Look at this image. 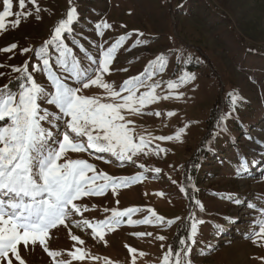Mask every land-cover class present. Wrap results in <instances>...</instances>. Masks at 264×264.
<instances>
[{
	"label": "rangeland",
	"instance_id": "374dc122",
	"mask_svg": "<svg viewBox=\"0 0 264 264\" xmlns=\"http://www.w3.org/2000/svg\"><path fill=\"white\" fill-rule=\"evenodd\" d=\"M70 7L77 9V20L63 42L82 68L90 67L89 79L95 78L102 52L124 37L102 80L124 96V82L141 77L144 84L137 95L158 85L154 94L159 99L140 113L121 110L125 122L130 121L134 142L139 144L140 137L147 141L131 160L87 148L65 153L64 159L92 164L95 174L130 182L115 193L109 187L103 195L74 201L81 212L68 216L67 227L50 230L47 246L61 253L56 260L133 264L135 257V264H162L172 249L187 252V256L182 252V264H264V241L253 242V232L264 218V0H35V4L25 0L23 8L19 0H11L14 15L5 19L6 26L0 30V90L17 95L30 76L54 92L37 57L45 48L51 71L70 86L81 87V95L122 102L119 97L113 101L99 86L83 89L71 77L70 66L66 72L56 63V45L47 42ZM103 23L110 27L103 28ZM12 45L16 47L3 51ZM170 81L177 87L170 89ZM230 93L239 98L234 106ZM39 103L41 113L45 109L58 113L43 98ZM41 124L52 133L49 147L58 149L66 129L64 118L58 121L59 127L48 121ZM83 142L86 145V137ZM242 159L247 171L239 167ZM137 176L138 181L131 180ZM129 208L138 209L132 220L150 217L152 209L164 222L152 217V223L129 225L125 216L119 226L105 231L103 240L94 237L91 228L76 226L83 220L96 224L110 218L113 209ZM169 220L174 223L168 225ZM194 222L197 233L190 240ZM72 235L83 244L72 240ZM161 236L163 240L158 239ZM77 248L87 254L84 259L69 255ZM18 250L26 264H53L39 243L27 248L21 244ZM170 261L174 264L175 256Z\"/></svg>",
	"mask_w": 264,
	"mask_h": 264
},
{
	"label": "snow or ice",
	"instance_id": "6c2138e0",
	"mask_svg": "<svg viewBox=\"0 0 264 264\" xmlns=\"http://www.w3.org/2000/svg\"><path fill=\"white\" fill-rule=\"evenodd\" d=\"M31 2L35 4V0ZM19 6L23 8L25 0H19ZM13 15L11 0H3V11H0V30L6 26L5 19ZM76 20L77 9L70 7L66 18L61 19L55 27L52 40L47 42L56 45L59 54L56 63L66 72L69 71L70 66L71 77L82 84L83 89L96 85L103 88L113 101L119 97L122 102H102L99 97L81 95V87L70 86L51 71L49 52L45 48L38 52L37 57L48 74L54 92L46 91L30 76L28 84L17 95L0 90V121L6 122L0 125V262H6V264H13V257L19 264H26L20 256L18 246L22 244L27 248L37 243L53 258V264H69L67 261L56 260V257L61 255L60 252L49 250L47 240L50 238V230L58 225L67 227L68 216L71 213L81 212V208L74 201L82 196L103 195L109 187L115 193L117 188L127 186L130 182L128 178L117 179L104 173L95 174L94 166L83 159H64L67 151L82 152L87 148L94 149L96 152H110L120 160H131L147 145L143 137L139 138V144L134 142L133 130L128 127L130 121L125 122L121 110L127 109L131 113H140L147 104L159 99L154 94V89L158 85L149 86L148 92L137 95L144 81L141 77H132L122 85V91L127 92V95L121 96V92L115 91L111 84L102 80V73L108 71V65L112 63L116 48L124 37H120L107 51L102 52V58L95 70V78L89 79L90 67L82 68L71 49L63 42L64 34L72 33ZM19 23L18 19L14 21L16 26ZM100 27L101 25H97V29ZM102 27L110 26L103 23ZM15 47L16 45H12L3 51H10ZM157 60L163 66L162 57H158ZM16 70L20 71V69ZM168 87L171 89L177 85L170 81ZM229 97L234 106L239 98L232 93ZM41 98L47 104L54 106L58 113L49 112L47 109L41 113L39 103ZM148 114L159 115V113ZM168 115L171 116L174 113L169 112ZM61 118H64L66 129L62 140L58 141V149H53L49 147L52 133L46 130L41 122L48 121L54 127H59L58 121ZM221 118L226 119V117ZM179 136L178 131L175 138L179 139ZM85 137L86 145L83 142ZM156 139L170 140L173 137H156ZM239 167L241 171H247V164L243 159ZM90 172L94 174L89 176ZM139 179V176L131 178L133 181ZM97 180H103L104 183L97 184ZM249 207L251 208L252 205ZM84 211L87 209L85 208ZM136 211L138 209L135 208L124 211L113 209L110 218L96 224L83 220L76 226L83 225L91 228L93 236L103 240L105 231H112L119 226L121 218L125 216L128 217L129 225L152 223V217L158 223L164 222V218L156 215L152 209L148 210L150 217L144 220H132L131 216ZM172 223H174L173 220L167 221L168 225ZM196 233L197 223L194 222L188 239H193ZM135 235L151 234L135 233ZM253 235L256 237L254 243L264 241V218L258 225V231L254 230ZM71 239L83 244V241L75 235H72ZM158 239L163 240L164 237L161 236ZM180 243L184 245L185 241L181 240ZM135 251L129 248V252ZM182 252L184 256H187L186 251L182 250ZM182 252H173L169 249L163 257L162 264H172L170 261L172 256H175L174 264H182ZM69 255L72 259L82 260L87 254L77 248ZM133 264H135V257H133Z\"/></svg>",
	"mask_w": 264,
	"mask_h": 264
}]
</instances>
